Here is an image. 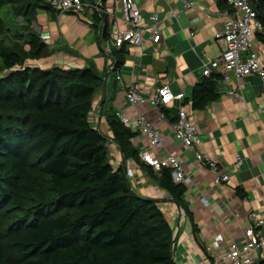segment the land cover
<instances>
[{
	"label": "trees",
	"instance_id": "1",
	"mask_svg": "<svg viewBox=\"0 0 264 264\" xmlns=\"http://www.w3.org/2000/svg\"><path fill=\"white\" fill-rule=\"evenodd\" d=\"M216 2L228 8L226 0ZM249 2L262 23L256 38L264 51V0ZM5 6L10 21L0 15V264H177L173 228L163 210L134 192L122 166L112 165L107 138L92 125L104 73L92 64H33L48 49L31 24L38 10H56L50 0H0ZM98 15L95 22L106 18ZM108 35L106 25L103 44ZM125 53L126 44L107 53L111 73ZM218 77L213 72L194 84L193 109L218 98ZM105 104L102 113L123 158L146 165L131 141L136 133ZM146 167L183 209L196 236L186 185L174 182L168 167Z\"/></svg>",
	"mask_w": 264,
	"mask_h": 264
},
{
	"label": "crops",
	"instance_id": "2",
	"mask_svg": "<svg viewBox=\"0 0 264 264\" xmlns=\"http://www.w3.org/2000/svg\"><path fill=\"white\" fill-rule=\"evenodd\" d=\"M85 1L91 6L80 11L58 14L38 10L31 28L47 45L48 53L32 62L41 68H81L92 64L94 69L104 73V109L111 106L115 112L131 119L137 113L144 116L164 138L163 149L152 151L176 155L192 175L193 182L186 186L184 201L198 228L196 236L184 211L156 185L147 165L140 166L123 158L112 141L102 113L101 91L95 96L90 113L92 125L107 138L114 168L122 166L125 173L128 169L131 171L128 180L134 192L158 199L173 228L174 260L177 264H212L214 247L224 248L231 238L241 240L243 230L257 220L255 229L264 245V81L255 74L236 78L229 73L230 80L219 84L216 100L199 110L190 104L192 88L203 76V62L220 53L217 36L223 29V9L216 0H136L144 23H148L152 15H158L161 39L153 43L146 33L141 45H126L123 63L111 73L112 59L103 49L101 37L106 25L110 31L112 23L121 24L119 0ZM96 13L106 18L99 17L95 22ZM254 43L264 54L258 38ZM163 83L173 93L184 94L183 101L175 99L165 107L163 118H159V110L153 104L132 105L125 97L126 89L133 86L137 94L146 99ZM229 89L234 93H228ZM181 108L199 129L200 142L196 150L216 161L219 168L229 174L228 181L215 183V172L197 162L194 152L173 137L171 122ZM134 132L133 146L138 151L148 149L145 137ZM237 189H241L243 198ZM201 197L207 204L201 202ZM206 247H210V251ZM252 264H264V256L257 253Z\"/></svg>",
	"mask_w": 264,
	"mask_h": 264
},
{
	"label": "built area",
	"instance_id": "3",
	"mask_svg": "<svg viewBox=\"0 0 264 264\" xmlns=\"http://www.w3.org/2000/svg\"><path fill=\"white\" fill-rule=\"evenodd\" d=\"M228 8L221 11L224 17L223 29L217 38L221 43L218 56L206 59L203 62L202 75L209 76L211 73H218L216 79L218 84L227 83L230 74L241 78L246 75H258L264 81V54L255 46L256 33L262 30V23L256 17V12L249 0H226ZM51 6L58 14L66 11H80L91 3L85 0H50ZM121 11V24L112 23L108 39L104 41L103 48L109 53L112 47L126 45H141L147 33L153 43L161 39L160 19L158 15H152L148 23L143 22L141 8L136 0H119ZM120 76L117 75V78ZM228 93L233 94L234 90L229 89ZM126 99L132 104L150 103L159 110V118L164 117L161 107H167L175 99L183 101V93H173L167 84L163 83L148 98L140 97L135 87L130 86L125 91ZM117 117L133 131L145 137L148 149L140 150V160L158 171L162 167L171 169V176L174 182L190 185L193 182L192 175L185 169L179 157L173 154L154 153L152 149H163L164 138L155 125L144 116L137 113L133 119L120 112ZM173 137L181 142L186 148L194 152L197 162L206 165L215 172V183H222L229 180V174L222 171L216 161L203 156L196 146L199 144V129L196 123L188 116L184 108L178 111L177 117L171 122ZM133 139V138H132ZM131 139V140H132ZM127 177L131 171H126ZM201 202L207 204V200L201 197ZM253 222L255 217H251ZM255 223L248 225L242 232V239L231 238L226 241L225 247H214L211 250L212 264H252L258 253L264 256V245L261 237L255 229ZM225 240V239H223ZM210 251V247H206Z\"/></svg>",
	"mask_w": 264,
	"mask_h": 264
},
{
	"label": "water",
	"instance_id": "4",
	"mask_svg": "<svg viewBox=\"0 0 264 264\" xmlns=\"http://www.w3.org/2000/svg\"><path fill=\"white\" fill-rule=\"evenodd\" d=\"M101 99H100V106L102 105V103L105 100V77L102 80V84H101ZM155 202H158V199H151ZM169 200L173 201L172 198H169ZM176 206L178 207V209L183 210L179 205L176 204ZM173 241H174V235H173Z\"/></svg>",
	"mask_w": 264,
	"mask_h": 264
},
{
	"label": "rangeland",
	"instance_id": "5",
	"mask_svg": "<svg viewBox=\"0 0 264 264\" xmlns=\"http://www.w3.org/2000/svg\"><path fill=\"white\" fill-rule=\"evenodd\" d=\"M7 10H8V7L7 6L0 8V15L3 16L6 21L7 20L10 21V19L8 18L9 12H7ZM15 21H18V20H15Z\"/></svg>",
	"mask_w": 264,
	"mask_h": 264
}]
</instances>
